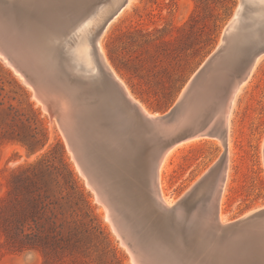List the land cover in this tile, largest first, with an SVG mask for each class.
<instances>
[{
	"label": "rangeland",
	"instance_id": "374dc122",
	"mask_svg": "<svg viewBox=\"0 0 264 264\" xmlns=\"http://www.w3.org/2000/svg\"><path fill=\"white\" fill-rule=\"evenodd\" d=\"M239 3L240 0H131L101 40L106 61L135 100L149 112L163 115L174 106L189 80L220 45ZM22 80L0 56V108L15 109L9 116L0 118V137L8 133L0 141V198L6 196L14 172L46 154L52 160L56 177L60 173L67 175L66 168L73 172L82 195L76 193L70 203L64 204L63 218L69 222L75 217L77 225H67L63 241L56 249L50 248L46 257L39 251L12 253L5 247L0 232V264H134L122 237L113 231L105 207L98 202L96 192L88 187L87 177L81 174L59 122L44 110L34 89ZM235 97L225 145L216 136L181 145L168 154L159 178L161 191L177 203L226 152L227 181L220 203L224 223L264 208V56ZM31 134L37 136L34 154H29L16 140L17 137L29 139ZM144 169L146 181L142 182L131 175L123 180L108 178L109 175L103 177L107 185L116 187L117 192H113L117 213L128 224L130 219L123 209L128 188L142 187V194L152 202L146 165ZM151 209V216L159 219L153 202ZM198 211L187 213L179 229L173 221L170 225L167 222L166 232L193 231L195 237L202 239L211 223V212L207 204ZM160 222V229L166 227V223ZM130 229L125 233L130 236L132 233L131 237L143 241L149 259L164 261L158 256L161 247L157 249L158 245L149 241L154 235L160 237L158 231L133 226ZM194 251L193 247L189 249L181 262L202 263Z\"/></svg>",
	"mask_w": 264,
	"mask_h": 264
},
{
	"label": "water",
	"instance_id": "95a60500",
	"mask_svg": "<svg viewBox=\"0 0 264 264\" xmlns=\"http://www.w3.org/2000/svg\"><path fill=\"white\" fill-rule=\"evenodd\" d=\"M129 1L0 0V55L24 76L64 132L62 104L57 98L61 94L70 98L69 113L82 109L75 102L84 103L88 110L92 107V113L100 110L105 124L122 129L125 135L133 130L131 123L135 122L140 140L157 147L151 156L157 173L163 154L171 145L197 134L219 135L215 124L218 112L225 113L236 88L264 56V0H240L220 45L189 80L174 106L153 119L141 113L128 96L106 64L100 48L102 36ZM81 48L87 51V57L79 54ZM40 49L47 52V61L43 62L44 57H40L44 54ZM113 121L117 123L115 126L111 125ZM171 125L179 127L174 134L167 135L165 129ZM220 137L224 138L225 133ZM74 154L84 170L83 155L75 150ZM143 162L148 167L146 157ZM89 168L92 178L106 193L111 209L118 214L113 192H117L116 187L103 181L105 174L102 170L96 171L93 158ZM86 175L91 180L87 170ZM222 183L217 169H211L173 210L160 206L151 189L150 200L162 224L166 223L158 231L160 237L155 242L161 247L158 251L164 261L147 259L143 241L132 238L134 242L130 241L129 247L140 257V264H183L181 259L192 247L194 255L201 258L200 264H264V208L234 222L220 223L217 210ZM209 202H214V212L202 239L195 237L193 231L166 232L167 222L170 225L173 221L179 229L187 213L201 210ZM116 220L122 237L126 238L125 231H131V226L124 225L126 221L121 216ZM197 240L200 241L196 243Z\"/></svg>",
	"mask_w": 264,
	"mask_h": 264
},
{
	"label": "bare ground",
	"instance_id": "6f19581e",
	"mask_svg": "<svg viewBox=\"0 0 264 264\" xmlns=\"http://www.w3.org/2000/svg\"><path fill=\"white\" fill-rule=\"evenodd\" d=\"M130 2H131V0L129 1L128 5L130 4ZM128 5L124 8V10L128 7ZM103 36H102V38H103ZM102 38H101V40H102ZM101 40H100V48H101V52L104 56V59L106 61V57L103 53L102 46H101ZM36 48H40V46L38 45V46H36ZM40 50H41V52L44 53V54L41 53L42 55L40 54V57H44V59H42V58L41 59L43 60V62L47 61L48 55L45 56L47 54V52L46 51L44 52V50L42 51V49H40ZM78 52L81 56L87 57V51L85 49L81 48V49H79ZM4 60L7 62L6 59H4ZM7 64L9 66H11L8 62H7ZM106 64L108 65L107 61H106ZM256 64L254 65V67L252 68V70L248 74V76L244 79V81L234 91L233 95L231 96V99L229 101V105H228L225 113H221L219 111L217 114L215 124H217V127H218L217 129H218L219 135H216V137L217 138L220 137L221 133L224 132L225 137L224 138L220 137L223 139L224 145L226 143V132H227L226 128H228L231 110H232V107L234 105V98H236L235 96L238 94L241 87L244 85V83L247 81V79L251 75ZM108 67L110 68L109 65H108ZM12 68L15 71V73H17L18 75H20L21 78H23L26 85L31 86L25 80L24 76L17 69H15L14 67H12ZM112 72L116 76V78L119 80L121 85L124 87L128 96L135 103V105L139 108L141 113H143L149 119H153V118L161 116L159 114H153V113L149 112L143 104H141L137 100H135L133 98V96L131 95V93L129 92V89L127 88V86L125 85L123 80L121 78H119V76L113 70H112ZM35 97H36V95H35ZM57 98H58V101L61 102V104H62L63 122L65 124V132L63 129L62 130L66 136L69 150L73 153L75 150V152L77 154L80 153L83 155L84 161H86L85 165H84V168H85L84 170L80 167V164L76 160L75 154L73 155V157L77 162V165H78V168H79L81 174L87 177L86 170L90 174L91 180H89L87 177V185L94 192H96L98 202L101 203L105 207L106 213H107V219L112 224L113 229H114L113 231H115L120 237H122V235L120 233L121 231H119V229L116 225L117 224L116 223V221H117L116 217H120V216H118V214H115L114 211L111 209L112 205H111L110 201L107 200V198H106L107 195L104 192L103 188L100 186V184L97 183L96 180H94L92 178V171L89 168V166L92 167V158L96 161V171L98 170V172H99V170L100 171L102 170L103 174L109 175L108 178H112L114 176V178L116 180L117 179L123 180V179H128V177L131 175V177L133 176V179H136V180L142 182V181H146V177L144 176L145 171H143V170H145L143 159H144V157H146L148 160V167H147L148 175L147 176H148V181L150 182V189H152L153 198L164 209L173 210L174 205H175L174 203H176V202H173V200L169 199L168 197H166L164 195L163 191H161V186L159 184V181H160L159 178L161 177V175H160L161 167H162L163 163L165 162V159H167V156L169 153L173 152L177 147H179L181 145H185L187 143L199 140L200 138L203 137L201 134H197V135L188 137L187 139H184L183 141H181L179 143H175V144L171 145L170 147H168L163 154V157L161 159L158 171L156 173L154 168H153V162L151 161V156L157 151V147L155 144H151V145L149 144L148 145L145 141L142 142L140 140V133L137 130L135 122H134L135 126L133 125V123H131V126H133V130L127 131L126 132L127 135H125V133L123 132L122 129L117 128V127H111V126L107 125L108 123L105 124L106 119L102 120V112H100V110L92 113V107L90 108V110H88L86 104L79 103L77 101L75 103L78 105V107H81L82 109H80L79 111L73 110L69 113V111L67 109V107H68L67 105L70 102L69 96L61 94ZM39 102L42 103L40 100H39ZM42 105H43L44 110L48 111V109L46 108V106L43 103H42ZM92 117H93V122H92ZM113 122L111 123V125L113 124L115 126V124H117V123L116 122L113 123ZM178 127L179 126H175V125L174 126L173 125L168 126L165 129V133L167 135L174 134L177 131ZM225 149L227 151L226 146H225ZM146 153L148 154V156L147 155L144 156V154H146ZM222 156L223 157L220 159L218 164H215V166L212 167V169L215 168V169H217V173L219 172L220 180H221V182H223L222 185H223V190H224L225 182L227 181L226 177H227V167H228V164H227L228 156L226 155V152ZM141 188L142 187H140V186L138 188L136 186H132V189L128 188V191L124 190L125 193H124V200L123 201L125 203L123 202V206H124L123 209L128 214V217L130 219L129 224L131 226H133L134 228L136 227V229L145 228L146 231H161L159 226H158V225H160L159 224L160 219H158V218L154 219L153 216H151V214H152L151 213L152 212V209H151L152 208V202H150L146 199V197H145L146 195H144V193L142 194L143 190ZM138 189H140V191ZM222 193H223V191H222ZM221 202H222V194H221V199L219 201L217 212H218V221L220 223H224L223 222L224 216L222 214V210L220 209V205H221L220 203ZM209 208L212 210L211 213H213L214 212V202L213 203L209 202ZM198 210H196V212ZM199 213L200 212H198V214ZM120 214H122L121 211H120ZM208 215H210V214H208ZM198 220H201V219H198ZM125 224H128V223L124 222V225ZM130 234H131V236H133L132 233H130ZM129 236L130 235H128V233H127L126 238L122 237V240H123L122 243H123V245L128 247V250L130 251L131 256H132L133 263L134 264H140V262H141L140 257L136 256L133 249H131L129 247V242L130 241L134 242L133 241L134 239H132L133 237H131V236L129 237ZM156 237H158V236L154 235L153 237H151L149 239V241L151 243H155L157 241V239H155ZM137 245H139V243ZM148 245H150V243H148ZM158 247H156V248L158 249ZM146 252L148 253V251H146ZM158 256H160L159 253H158ZM145 257L147 259L149 258L147 255H145ZM150 257H154V256L150 255ZM155 257H156V255H155Z\"/></svg>",
	"mask_w": 264,
	"mask_h": 264
},
{
	"label": "trees",
	"instance_id": "16d2710c",
	"mask_svg": "<svg viewBox=\"0 0 264 264\" xmlns=\"http://www.w3.org/2000/svg\"><path fill=\"white\" fill-rule=\"evenodd\" d=\"M14 110L12 106L7 110L0 108V118ZM17 138L29 154L37 151L36 134H31L29 139ZM51 164L46 154L37 162L19 168L10 177L6 196L0 198V232L5 247L12 253L39 251L46 257L50 248L56 249L63 241L67 225H77L75 217L69 222L63 218L64 204L70 203L76 193L82 195L74 174L66 168L67 175L60 173L56 177Z\"/></svg>",
	"mask_w": 264,
	"mask_h": 264
}]
</instances>
